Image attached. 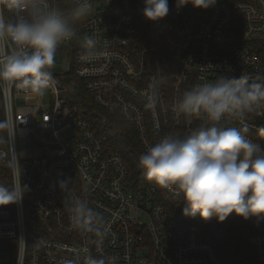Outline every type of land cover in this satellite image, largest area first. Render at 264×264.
Wrapping results in <instances>:
<instances>
[{
    "label": "built area",
    "instance_id": "built-area-1",
    "mask_svg": "<svg viewBox=\"0 0 264 264\" xmlns=\"http://www.w3.org/2000/svg\"><path fill=\"white\" fill-rule=\"evenodd\" d=\"M89 4L87 14L72 18L77 37L58 47L70 51L74 75L93 100L134 126L144 153L165 135L184 136L202 122L172 111L186 90L218 76L247 75L250 83L264 77V0H217L206 10L169 0L158 22L143 16V0ZM89 37L98 56L85 62L81 45ZM54 76L55 87L42 96L0 87V121L11 124L0 131V166H7L12 146L19 157L12 184L28 188L22 202L0 207V240L17 244L13 264H87L94 256L116 257V264H222L197 224L182 220L183 195L162 188L178 198L170 203L154 182L133 178L124 158L107 148L106 135L71 103L72 76ZM152 80L160 81L154 111L145 108ZM221 125L246 127L248 138L264 147V109ZM21 144L34 154L20 156ZM66 177L72 180L66 195L86 199L104 217L102 245L72 227L58 187ZM253 222L247 241L264 263V220Z\"/></svg>",
    "mask_w": 264,
    "mask_h": 264
},
{
    "label": "clouds",
    "instance_id": "clouds-1",
    "mask_svg": "<svg viewBox=\"0 0 264 264\" xmlns=\"http://www.w3.org/2000/svg\"><path fill=\"white\" fill-rule=\"evenodd\" d=\"M217 0H175L176 7L191 4L209 9ZM89 0H73L68 13L54 0H0V87H15L42 96L56 85L52 69L58 46L77 37L72 18L89 11ZM8 12V17L3 15ZM169 12V0H143V16L158 22ZM80 59L98 56L95 38L85 39ZM159 80L149 83L146 109L159 102ZM264 109V79L250 83L247 75L218 76L214 82L198 84L174 102L177 116L199 117L202 122L184 136L168 134L138 158V167L149 181L183 195L184 215L223 222L231 213L244 220H264V147L246 135L247 128L222 126L225 119H244ZM0 121V131L9 129ZM264 131V129H261ZM19 157L11 146L7 166L16 176ZM71 178L58 181L63 205L72 227L92 235L102 245L108 233L104 217L84 198L66 195ZM27 185H0V207L22 202ZM66 264H72L67 261ZM87 264H116V257H89Z\"/></svg>",
    "mask_w": 264,
    "mask_h": 264
},
{
    "label": "trees",
    "instance_id": "trees-1",
    "mask_svg": "<svg viewBox=\"0 0 264 264\" xmlns=\"http://www.w3.org/2000/svg\"><path fill=\"white\" fill-rule=\"evenodd\" d=\"M72 3V0H55L56 6L64 13L69 12ZM75 19L77 18H73V20ZM259 51L264 57V38L261 39ZM68 74L72 76L71 103L76 105L102 134L106 135L107 148L110 151L118 152L124 158L130 175L137 180L148 182L144 170L138 167V158L144 153V150L134 126L123 118L117 109L104 107L93 100L91 93L84 88L83 80L74 75L72 61H70ZM0 185H12L10 169L7 166H0ZM159 189H161V196L163 194L162 197L170 203H175L178 200V198L164 194L161 187ZM181 218L183 221H194L197 224L200 236L213 245L222 264H264L255 259L254 249L247 241L248 236L254 232L253 218L244 220L233 212L223 222H218L215 219L219 227L222 228L220 231L212 224V218L205 221L198 214L196 217H190L184 215L183 211ZM6 241L8 259L0 261V264H13L17 251L16 240L8 239Z\"/></svg>",
    "mask_w": 264,
    "mask_h": 264
},
{
    "label": "rangeland",
    "instance_id": "rangeland-1",
    "mask_svg": "<svg viewBox=\"0 0 264 264\" xmlns=\"http://www.w3.org/2000/svg\"><path fill=\"white\" fill-rule=\"evenodd\" d=\"M70 61H71L70 51L58 47L55 56V66L52 69L53 73L58 76H61L63 73H67V71L70 70ZM20 149H21L20 156L25 157L34 154L32 148L27 149L22 144L20 145ZM6 242H7L6 240H0V261H5L8 259Z\"/></svg>",
    "mask_w": 264,
    "mask_h": 264
},
{
    "label": "bare ground",
    "instance_id": "bare-ground-1",
    "mask_svg": "<svg viewBox=\"0 0 264 264\" xmlns=\"http://www.w3.org/2000/svg\"><path fill=\"white\" fill-rule=\"evenodd\" d=\"M130 123V122H129ZM131 124V123H130ZM161 193V192H160ZM162 196H163V194H162Z\"/></svg>",
    "mask_w": 264,
    "mask_h": 264
}]
</instances>
